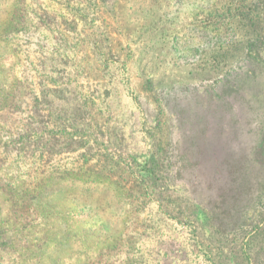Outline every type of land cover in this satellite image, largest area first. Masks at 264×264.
Wrapping results in <instances>:
<instances>
[{
    "label": "rangeland",
    "instance_id": "obj_1",
    "mask_svg": "<svg viewBox=\"0 0 264 264\" xmlns=\"http://www.w3.org/2000/svg\"><path fill=\"white\" fill-rule=\"evenodd\" d=\"M0 264H264V0H0Z\"/></svg>",
    "mask_w": 264,
    "mask_h": 264
}]
</instances>
